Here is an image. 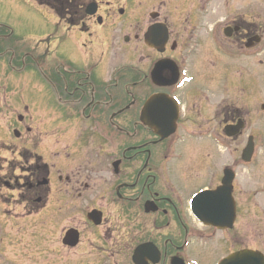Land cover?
Instances as JSON below:
<instances>
[{"label": "flooded vegetation", "instance_id": "1", "mask_svg": "<svg viewBox=\"0 0 264 264\" xmlns=\"http://www.w3.org/2000/svg\"><path fill=\"white\" fill-rule=\"evenodd\" d=\"M43 1L58 20L34 52L0 32L1 61L33 71L23 94L56 137L39 147L21 114L0 137V220L32 227L15 262L0 226V264L264 255L259 0Z\"/></svg>", "mask_w": 264, "mask_h": 264}, {"label": "rangeland", "instance_id": "2", "mask_svg": "<svg viewBox=\"0 0 264 264\" xmlns=\"http://www.w3.org/2000/svg\"><path fill=\"white\" fill-rule=\"evenodd\" d=\"M245 10L247 11V9ZM259 17L260 23H264V0H259ZM57 20L58 19L49 8L38 5L32 0H0V32L7 34L8 30H10L9 35L12 34V37L19 46L25 47L30 52L36 50V43L45 36L46 27H50L52 23H57ZM6 38L10 40V37ZM261 58L264 61V53H262ZM11 73L12 72H8L6 59L3 63L0 58V87L2 84L17 85V88L22 91L21 93L16 90L17 88L12 89L11 87L10 91L8 89L5 92L2 91V94L5 95V102L0 98V137L4 132H7L8 130L12 131L13 124L11 123L13 120L16 121V115L21 114L25 118L24 123L27 122L26 124H28L29 121L28 117L33 116L36 122L32 124V130L36 133V141L38 144L40 143L39 147L43 148L44 143L47 144L50 139L54 140L56 138L46 137V124L37 123V120L43 122V117L46 113L45 107H40V105L37 104H30L27 94H23L25 89H35L34 85H37L39 82L36 81L34 84L31 82L30 79H32V81L35 80V78L33 79V71L31 70H27L21 74L17 72L15 74ZM261 77L262 79L264 77V64L261 66ZM13 90L17 91L16 94L20 93L21 95H19V97L16 96V94H13ZM261 90L263 93L262 82ZM24 95L25 97H23ZM263 98L264 95L262 94V99ZM25 105L28 107H25ZM25 108L28 110H25ZM12 111L15 112V115H13L14 118H10ZM38 116L39 118H37ZM48 135H50V132H48ZM4 192L5 196H11V191L6 189ZM7 204L8 203H5L6 208H8ZM260 206L264 207V204H260ZM0 226L1 228H4L6 237H9L5 242V244L8 245L4 246L5 253H10L9 258H12V254H14L15 262L18 260L23 261L29 259L26 248L27 250L30 249L31 244L25 243H27L28 240V235L26 236V234L31 233L30 231H32V227L25 226L22 220H16L12 225L11 221L7 220V218H5L4 222L0 220ZM9 227H13L11 232H8ZM17 231L25 236H20V242H18V236H15ZM2 234L3 233H0V254H3L4 251V247L1 243ZM246 243H252V241L246 240ZM11 244H14L15 246H12ZM25 245L28 246L24 248Z\"/></svg>", "mask_w": 264, "mask_h": 264}, {"label": "water", "instance_id": "3", "mask_svg": "<svg viewBox=\"0 0 264 264\" xmlns=\"http://www.w3.org/2000/svg\"><path fill=\"white\" fill-rule=\"evenodd\" d=\"M156 100H160V98L154 99L153 101ZM262 108L264 109V104ZM224 264H264V257L260 253L243 250L234 255H230Z\"/></svg>", "mask_w": 264, "mask_h": 264}, {"label": "trees", "instance_id": "4", "mask_svg": "<svg viewBox=\"0 0 264 264\" xmlns=\"http://www.w3.org/2000/svg\"><path fill=\"white\" fill-rule=\"evenodd\" d=\"M66 1H67L68 3H70L69 1H72V0H66ZM61 2H62V0H59V1H56V2H55V1H52V3H53V4H56L58 7L61 6V5H60Z\"/></svg>", "mask_w": 264, "mask_h": 264}]
</instances>
